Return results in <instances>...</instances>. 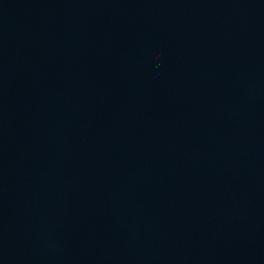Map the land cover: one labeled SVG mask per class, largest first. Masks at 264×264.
Segmentation results:
<instances>
[{"label":"water","instance_id":"obj_1","mask_svg":"<svg viewBox=\"0 0 264 264\" xmlns=\"http://www.w3.org/2000/svg\"><path fill=\"white\" fill-rule=\"evenodd\" d=\"M0 264H264V0H0Z\"/></svg>","mask_w":264,"mask_h":264}]
</instances>
